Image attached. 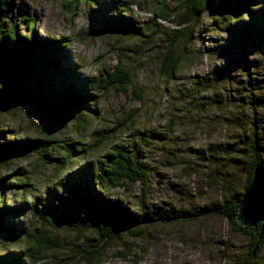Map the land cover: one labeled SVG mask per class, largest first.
Segmentation results:
<instances>
[{
  "label": "rangeland",
  "instance_id": "obj_1",
  "mask_svg": "<svg viewBox=\"0 0 264 264\" xmlns=\"http://www.w3.org/2000/svg\"><path fill=\"white\" fill-rule=\"evenodd\" d=\"M90 2L92 5L75 6V0H12L6 7L0 31L6 33L16 26L19 35L27 37L30 29L24 20L30 19L27 23L34 24L36 39L69 41L68 50L60 54L58 51L54 57L61 68L73 70L77 79L70 76L71 83L85 84L96 93L98 80L106 77V70L113 72L120 62L129 70L131 80L125 86L126 92L109 88L92 106L98 117L93 129H112L133 113L137 130L130 134L122 131L98 152L71 163L77 168L92 162L91 157L103 159L113 141L142 145L141 154L150 169L145 196L141 199L139 185L112 190L110 195L136 212L138 204L143 203L154 222L140 239L125 235L112 241L105 251V264H236L247 256L249 239L233 231L224 216L178 223L161 219L164 213L173 215L216 206L243 190L247 162L252 157L248 142L252 140L253 122L264 118V98L256 97L264 96V43L258 46L259 42L249 41L229 26L218 28L217 16L207 14L190 47L191 60L182 65L181 72L168 84L160 76L152 45L140 38L115 40L94 32L104 26L111 12L123 11L129 3L133 4L129 11L138 21L156 18L157 0ZM173 7L169 4V8ZM250 20L247 17L242 22L248 24ZM160 21L175 28L171 21ZM164 44L162 38L158 39L154 48ZM25 49L20 45L15 52L17 57L0 62V130L5 131L0 140L47 139L52 135L71 143L76 133L72 124L57 123L38 105L14 97L33 89L40 74L32 68L38 65L40 56H28ZM244 57L253 62L251 84ZM56 78L62 80V76ZM137 91L141 93L140 99ZM140 134L143 142L136 143ZM261 143L264 144V128ZM226 149L229 154L224 153ZM40 164L42 160L36 154L28 159L0 161V174L17 173L19 177L20 172L28 173L34 188L28 187L34 194L26 195L24 201H20L19 194L15 196L6 190L9 206L27 204L19 219L10 214L7 221L17 222L27 233L36 234L37 228L46 227L54 236L55 243L43 253L42 264H84L77 252L89 243L91 231L79 230L59 218H51L49 223L31 211L33 203L37 201L41 206L38 200L47 201L50 188L57 186L51 167L30 172ZM80 214L88 222L87 211ZM30 246L26 240L14 244L0 241V264H33L26 255ZM121 249L124 254L117 255ZM261 260L264 261V247Z\"/></svg>",
  "mask_w": 264,
  "mask_h": 264
},
{
  "label": "trees",
  "instance_id": "obj_2",
  "mask_svg": "<svg viewBox=\"0 0 264 264\" xmlns=\"http://www.w3.org/2000/svg\"><path fill=\"white\" fill-rule=\"evenodd\" d=\"M11 2L12 0H3L4 16L6 7ZM77 4L92 5L90 0H75V6ZM169 4L174 7L169 8ZM130 5L133 4H125L123 11L111 12L105 20V27L94 32L98 36L115 40L140 38L147 45H152L151 53H155L153 57L158 60L160 76L168 84L181 72L182 65L191 60L190 47L197 39L199 23L207 14L211 17L217 16L218 28L229 26L249 41L259 42L258 46L264 43V0H157L156 18H150L145 22L138 21L130 13ZM247 17L251 20L248 24H244L242 20ZM160 20L171 21L175 28L166 27ZM29 21L30 19L24 20L30 29L27 37L19 35L16 26H12L6 33L0 31V62L17 57L15 52L20 45L26 48L28 56H40L38 65L32 66L41 74L34 80L35 87L14 97L24 103L38 105L57 123L72 124L76 131L75 138L71 143L52 135L47 139L21 138L5 142L0 140V161L28 159L36 154L42 160V164L34 167L31 173L36 169L51 167L56 175L57 186L50 188L47 201L38 200L41 206L37 201L30 206L32 213L49 223H52L51 218L56 220L59 218L60 222L74 224L79 230H90L93 237L77 253L84 264H105V251L112 241L125 235L140 239L145 236L149 226L154 222L143 203L138 204L139 211L136 212L112 199L110 195L112 190L139 185L142 187L141 199L145 196L144 189L150 179V169L141 154L142 145L137 147L123 141H113L103 159L101 157L95 160L91 157L92 162H85L77 168L71 166V163L86 159L98 152L122 131L130 134L137 130L133 113L128 114L112 129L104 128L97 132L93 129L94 119L98 117L92 106L109 88L126 92L125 86L131 80L129 70L121 62L113 72L106 70V77L98 80L97 93L89 86H84L85 84L71 83L68 78L75 76L73 70L61 68L57 58L54 57L58 51L60 54L68 50L70 42L48 38L36 39L34 24H28ZM161 38L165 44L160 48L157 46L154 48L156 41ZM21 42L26 44H20ZM55 42L57 45L53 44ZM242 60L245 61L244 69L251 84L253 62L246 57ZM56 76H62V80L58 81ZM252 92L254 95V91ZM136 96L140 99L141 93L137 91ZM256 97L264 98L263 94ZM253 123L255 127L252 130V140L248 142L252 157L247 162L248 175L243 190L216 206L173 215L164 213L161 219L163 222L172 220L178 223L208 216H224L233 231L249 239L247 256L236 264H264L261 260L262 247H264L263 223L248 229L242 226L238 219V205L245 189L251 184L255 167L264 164V144L261 143L264 118L261 117L259 120L257 118ZM4 132L0 130V139L5 136ZM138 141L143 142L142 134L139 135L136 143H139ZM224 153L229 154V151L226 149ZM31 182L32 177L25 172H20L19 177L17 173L0 174V241L8 244L21 240L28 241L31 246L27 249V258H30L33 264H42L43 253L55 243L54 236H51L46 227L37 228L36 234L27 233L17 222L7 221L10 214L17 215L16 218L19 219L25 212L27 204L9 206L6 202V190L12 191L15 196L19 194L20 201L22 199L24 201L26 195L31 197L34 194L30 190L34 189ZM84 210L90 216L88 222L80 217L81 211ZM129 251L135 258L140 259L141 256L136 251L133 249ZM123 254L122 249L117 253V255ZM13 264L18 263L13 262Z\"/></svg>",
  "mask_w": 264,
  "mask_h": 264
},
{
  "label": "water",
  "instance_id": "obj_3",
  "mask_svg": "<svg viewBox=\"0 0 264 264\" xmlns=\"http://www.w3.org/2000/svg\"><path fill=\"white\" fill-rule=\"evenodd\" d=\"M3 16V0H0V25ZM238 210L242 226L250 229L263 223L262 232L264 231V164L255 167L253 179L242 195Z\"/></svg>",
  "mask_w": 264,
  "mask_h": 264
}]
</instances>
